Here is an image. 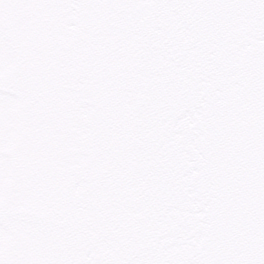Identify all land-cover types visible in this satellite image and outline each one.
I'll return each mask as SVG.
<instances>
[{
	"label": "snow or ice",
	"instance_id": "6c2138e0",
	"mask_svg": "<svg viewBox=\"0 0 264 264\" xmlns=\"http://www.w3.org/2000/svg\"><path fill=\"white\" fill-rule=\"evenodd\" d=\"M0 264H264V0H0Z\"/></svg>",
	"mask_w": 264,
	"mask_h": 264
}]
</instances>
